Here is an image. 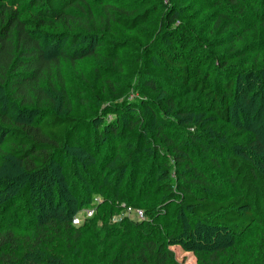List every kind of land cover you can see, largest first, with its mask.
<instances>
[{
    "label": "trees",
    "instance_id": "trees-1",
    "mask_svg": "<svg viewBox=\"0 0 264 264\" xmlns=\"http://www.w3.org/2000/svg\"><path fill=\"white\" fill-rule=\"evenodd\" d=\"M221 3L212 29L224 37L209 31L204 47L192 27L162 17L158 41L143 51L180 90L144 76V89L162 100L137 96L86 120L70 114L64 62L104 50L100 34L112 25L147 24L152 4L0 0V264H185L182 251L196 264H264V129L231 112L234 102L249 112L264 92V64L231 65L210 51L232 50L260 23L245 45L254 61L264 57V0H250L260 9L252 17L244 0ZM212 132L223 141L206 163L187 147L201 138L204 151ZM128 207L145 220L119 218Z\"/></svg>",
    "mask_w": 264,
    "mask_h": 264
},
{
    "label": "rangeland",
    "instance_id": "rangeland-1",
    "mask_svg": "<svg viewBox=\"0 0 264 264\" xmlns=\"http://www.w3.org/2000/svg\"><path fill=\"white\" fill-rule=\"evenodd\" d=\"M88 1H98V0H88ZM120 6H125L127 8H137L142 6L145 3H150L154 7L153 12L149 22L145 25L136 28L133 31H125L116 25H112V31H109L107 28L103 30L101 36L109 39L105 41L104 50L99 49V53L91 58L85 59L81 62H78L76 66L71 65L70 62H64L63 70L64 75L67 79V88L69 94L72 95L73 102L72 112L70 114L77 116L79 119H88L93 120L94 116H98L104 112L105 109H113V105L121 104L124 101L136 99L137 96L139 100L143 96H148L149 101L162 100L160 96L150 94L144 89V83L142 77L148 78L149 80L153 79L160 82L163 85H167L170 88L177 87L176 90H180L181 86L179 84H165L166 81L170 82L168 79V74L165 69L158 65L157 61L148 63L143 62V51L145 48H151L153 42L158 41V33L160 31V24L162 17H166V20L169 24V21L173 23V19H177L173 25H178L183 22L187 27L191 28L194 34H196V40L203 44L205 47L206 40L204 36L211 31L212 36L224 37L226 32H217L213 31L212 26L218 18V11H222L225 6L223 3L217 7L218 1L222 0H108ZM247 5H246V4ZM244 4L249 8L251 17V11L260 10L257 8V5H251L250 0H244ZM255 6V7H254ZM231 11H237L234 9H229ZM220 14V13H219ZM244 17H249V13L244 15ZM252 20V19H251ZM193 24L194 26H192ZM245 24V22H244ZM200 26V29L197 28ZM251 26V24H250ZM258 26L261 27L259 23ZM202 27V28H201ZM256 28V32L251 31L249 34H244V38L240 41L234 48L231 50L227 47L220 48L217 50H210L211 53L216 55L221 54L222 56H227L225 62L230 61L231 65H238L244 62H250V64H264V57H260L258 60L254 61V56L256 54L251 53L247 54L245 45L246 42L255 38V34L259 35L260 30ZM245 26L243 27V29ZM203 29V30H201ZM212 29V30H211ZM213 31V32H212ZM242 31V30H241ZM256 34V35H257ZM113 40V41H112ZM114 41L119 43V54L115 59V53L112 50L111 46ZM103 50V52H102ZM248 51V50H247ZM116 52V51H115ZM146 57V56H145ZM148 59V57H146ZM254 61V62H253ZM208 63V61L206 62ZM259 71V70H256ZM166 86V87H167ZM138 90V91H135ZM215 90L220 92V87L216 86ZM135 91V92H134ZM138 92V93H137ZM249 90L246 89L243 96H247ZM252 93V92H251ZM250 93V94H251ZM140 94V95H139ZM143 95V96H142ZM259 97L256 102L248 106L250 109L249 112H245L244 106L240 103L234 102L231 104V112L234 121H246L248 127L251 129H264V92L257 94ZM242 93H239V99H243ZM250 96V95H249ZM247 96L245 99L249 98ZM71 98V97H70ZM59 100V98H58ZM240 102H244L243 100ZM63 104V100H62ZM185 104L184 101H179V98L175 102L177 107H183ZM248 114V115H247ZM85 120V121H86ZM209 123L204 127H209ZM231 126L229 125V128ZM194 127V131L191 132L195 135L200 136L201 138L208 139L207 129ZM85 131H81L84 134ZM190 131H187V133ZM205 133V134H204ZM81 135V134H80ZM213 140L207 142L205 150H200V139H197L194 143H191L187 147L188 152L196 150L195 154L202 157L203 160L208 162V155L215 151L214 143L217 145L222 144V139L219 134L215 135V132H212ZM187 138H180L179 141L188 140ZM79 140V139H78ZM224 144H227L224 142ZM230 145V144H229ZM214 149V150H213ZM107 152L102 150L101 159L104 158ZM264 153V150H263ZM194 155V154H193ZM145 175V174H144ZM109 177H111L109 175ZM158 179V178H157ZM161 181H156L152 186V191L159 190ZM233 190L222 191L223 196L227 197L231 194ZM166 192L161 191L158 197H162ZM157 195L153 198H158ZM117 219V217H116ZM178 253L179 248H175ZM180 259L185 261V264H196V258L192 253L181 252Z\"/></svg>",
    "mask_w": 264,
    "mask_h": 264
},
{
    "label": "built area",
    "instance_id": "built-area-1",
    "mask_svg": "<svg viewBox=\"0 0 264 264\" xmlns=\"http://www.w3.org/2000/svg\"><path fill=\"white\" fill-rule=\"evenodd\" d=\"M84 213L86 217H92L94 215V209L93 208L86 209ZM122 217H130L132 219L142 221V220H145V213L142 209H134V208L128 207L126 208L124 214L119 216V218H122ZM81 221H82V218H80L79 215L73 219L74 225H79Z\"/></svg>",
    "mask_w": 264,
    "mask_h": 264
}]
</instances>
